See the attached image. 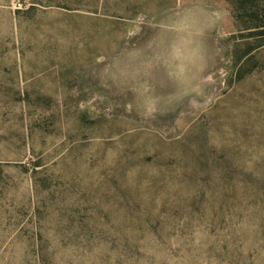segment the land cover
Here are the masks:
<instances>
[{
	"label": "rangeland",
	"instance_id": "rangeland-1",
	"mask_svg": "<svg viewBox=\"0 0 264 264\" xmlns=\"http://www.w3.org/2000/svg\"><path fill=\"white\" fill-rule=\"evenodd\" d=\"M218 172L264 175V0H0V264L70 203L130 264H215L219 195L177 207Z\"/></svg>",
	"mask_w": 264,
	"mask_h": 264
},
{
	"label": "trees",
	"instance_id": "trees-1",
	"mask_svg": "<svg viewBox=\"0 0 264 264\" xmlns=\"http://www.w3.org/2000/svg\"><path fill=\"white\" fill-rule=\"evenodd\" d=\"M247 63V58L240 61L235 72L241 71ZM208 159L209 164L215 162L212 156ZM212 176H216L212 181L216 182H208V186H203L192 201L188 191L181 193L179 202L182 206L177 208L184 211V215H190L188 211L196 203L201 202L200 206L206 204V209L213 197L217 199L219 195L216 209L208 207L215 212L219 224H210V228L214 230L223 226L225 234L222 238L206 242L208 259L215 264H264V175L242 173L234 177L228 172H218ZM187 202L190 205H186ZM63 206L61 214L67 219L61 231L62 237L50 243L54 246L52 252L46 251L42 235H37L38 264H130L136 260L134 249L137 242L103 236V223L96 220L100 215L98 211L93 213L88 206L81 207L79 203ZM199 208L196 209L198 214L202 213ZM79 215L81 220L77 222L75 218ZM236 217L238 221H235Z\"/></svg>",
	"mask_w": 264,
	"mask_h": 264
}]
</instances>
